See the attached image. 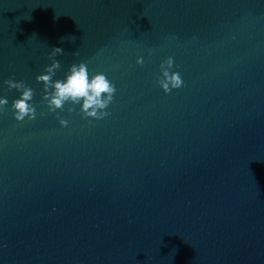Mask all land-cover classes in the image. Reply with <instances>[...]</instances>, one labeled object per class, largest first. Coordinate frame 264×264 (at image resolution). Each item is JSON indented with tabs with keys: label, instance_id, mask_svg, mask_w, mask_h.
Segmentation results:
<instances>
[{
	"label": "water",
	"instance_id": "obj_1",
	"mask_svg": "<svg viewBox=\"0 0 264 264\" xmlns=\"http://www.w3.org/2000/svg\"><path fill=\"white\" fill-rule=\"evenodd\" d=\"M53 59L105 74L110 115L50 113ZM0 99V264H264V0H0Z\"/></svg>",
	"mask_w": 264,
	"mask_h": 264
},
{
	"label": "clouds",
	"instance_id": "obj_2",
	"mask_svg": "<svg viewBox=\"0 0 264 264\" xmlns=\"http://www.w3.org/2000/svg\"><path fill=\"white\" fill-rule=\"evenodd\" d=\"M62 54V49L57 47L51 51L50 56L55 58ZM143 60L138 59L137 64H142ZM174 61L171 57L166 59L160 65L161 76L157 78L156 83L165 94H169L173 90H178L184 85V81L179 72H173ZM60 63L53 59L51 66L46 67L44 72L36 77L38 83L43 84L45 95L43 100L47 102L50 113L64 111L65 104L73 106L80 105L79 114L82 118L100 121L110 115L106 111L114 102L116 94V86L110 82L103 73L95 74L89 79V72L86 63L73 64L65 78L62 80H53L56 71L59 70ZM8 88L20 91L22 95L19 99L12 102L11 110L14 113V119L17 122L29 121L36 119V108L33 106L34 90L26 87L21 82L5 81ZM82 102V103H81ZM8 105L7 99H0V110ZM76 111L75 107L68 108L69 114ZM61 127H67L68 121L57 116Z\"/></svg>",
	"mask_w": 264,
	"mask_h": 264
}]
</instances>
